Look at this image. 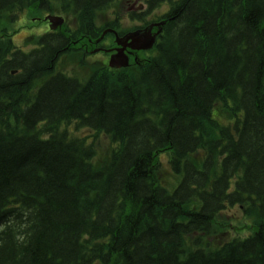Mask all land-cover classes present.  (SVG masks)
I'll return each mask as SVG.
<instances>
[{"label":"trees","instance_id":"16d2710c","mask_svg":"<svg viewBox=\"0 0 264 264\" xmlns=\"http://www.w3.org/2000/svg\"><path fill=\"white\" fill-rule=\"evenodd\" d=\"M124 1L0 0V264H264V0H168L137 62H87ZM26 11L75 27L23 51Z\"/></svg>","mask_w":264,"mask_h":264},{"label":"water","instance_id":"95a60500","mask_svg":"<svg viewBox=\"0 0 264 264\" xmlns=\"http://www.w3.org/2000/svg\"><path fill=\"white\" fill-rule=\"evenodd\" d=\"M47 19L51 22V29H55L63 22L62 19L58 17H48ZM150 31L151 27L142 31L130 33L123 39H120L118 45H120L121 48L117 50V54L112 56L110 66L113 68L128 66V57L124 54V51L128 47L133 50L149 49L154 43V37L150 35Z\"/></svg>","mask_w":264,"mask_h":264},{"label":"rangeland","instance_id":"374dc122","mask_svg":"<svg viewBox=\"0 0 264 264\" xmlns=\"http://www.w3.org/2000/svg\"><path fill=\"white\" fill-rule=\"evenodd\" d=\"M124 7L128 8L127 3L124 4ZM31 17L33 19H36V18H34V16H29L28 15V11H26L25 15L23 16V18H21L20 21H18L17 23L14 24L13 29L18 31V32L20 31V33L17 36V40L19 42H21L24 38H26L25 36H27L28 38H30V37H40V36H43L46 33V31H47V29H46V27L44 25L37 26V22L35 20L32 21ZM44 24L46 25V23H44ZM136 24L137 23L134 22V23L129 24V26H133V25H136ZM14 37H13V41L15 43V38ZM15 45H16V43H15ZM103 58L104 57L102 56L101 59H103ZM81 133L82 134H93V132L88 131V130H83Z\"/></svg>","mask_w":264,"mask_h":264}]
</instances>
